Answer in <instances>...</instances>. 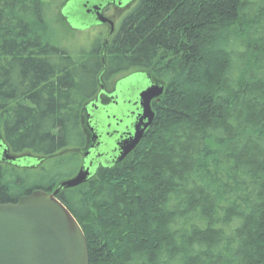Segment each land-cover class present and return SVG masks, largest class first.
I'll use <instances>...</instances> for the list:
<instances>
[{
  "label": "trees",
  "instance_id": "obj_1",
  "mask_svg": "<svg viewBox=\"0 0 264 264\" xmlns=\"http://www.w3.org/2000/svg\"><path fill=\"white\" fill-rule=\"evenodd\" d=\"M44 13L0 0V141L44 159L0 162V205L52 193L100 84L143 72L163 93L138 146L57 195L88 264H264V0H139L76 55L45 39Z\"/></svg>",
  "mask_w": 264,
  "mask_h": 264
},
{
  "label": "water",
  "instance_id": "obj_2",
  "mask_svg": "<svg viewBox=\"0 0 264 264\" xmlns=\"http://www.w3.org/2000/svg\"><path fill=\"white\" fill-rule=\"evenodd\" d=\"M72 1L80 0H69L61 10L64 21L71 29L87 30L96 25L106 23L110 25L100 13L104 0H83L78 7L71 5ZM75 23L79 27L75 26ZM128 92L131 103L136 102L135 105H138L139 113L133 123L131 134L117 138L118 141L114 140L116 153L114 158H110L112 166L121 163L142 140L154 120L150 103L160 98L163 87L142 84L139 90L131 89ZM83 109L91 134L90 142L95 144L97 135L94 127L91 128V122L98 105L96 102L86 104ZM107 110L111 111V108ZM113 114L112 111L105 124L114 121L113 118L116 116ZM88 155L83 156V164L76 175L61 182L52 193L36 191L20 197L14 204L0 205V264H88L85 237L74 217L57 199L60 191L87 183L98 170L96 164L103 159L98 158L102 161L98 159L97 161L93 155L89 159ZM26 158L30 161L27 156L24 158L10 156L0 141V162L21 166L19 162H24ZM42 160L38 158L33 162L39 163ZM102 165L108 168L106 164Z\"/></svg>",
  "mask_w": 264,
  "mask_h": 264
},
{
  "label": "flooded vegetation",
  "instance_id": "obj_3",
  "mask_svg": "<svg viewBox=\"0 0 264 264\" xmlns=\"http://www.w3.org/2000/svg\"><path fill=\"white\" fill-rule=\"evenodd\" d=\"M138 2L139 0H104V5L101 7L100 13L102 18L109 21L110 25L108 23L96 25L87 30L99 27L107 29L108 32L104 41L106 44L110 39H113L124 17L137 6ZM116 77L117 81L113 83L114 86L112 85L113 88L110 92L104 91L103 84H100L97 94L87 103L89 105L96 102V105H98V109L96 110L94 117H92L91 122V128L93 129L94 127V131L97 135V143L95 144H91L90 142L91 134L87 128L85 111L84 109L82 110L81 125L84 135L83 145L77 150H69L76 152L79 156V166L76 173L83 164V156L85 154H89V159H91L90 157L92 155L96 156V160L98 158L103 159V161L102 159H98L102 162H97L98 160H95V163L97 162V169L101 168L103 166L102 164H106L105 166L107 167L113 165L110 158H114L116 153L114 140L118 141L117 138L124 137L129 133L131 134L133 123L139 113L138 105H135L136 102L134 101L133 104L131 103L130 97L127 95L129 93L128 91L131 89L137 91L142 84H145L146 86L159 85V83L143 72L129 73L127 75ZM112 78L113 77L105 82V86ZM157 101L158 100H152L150 106ZM108 108H111V111H108ZM112 111L114 112L113 115L116 116L113 118L114 121L111 120L110 123L105 124L107 121L106 119L109 118ZM25 156L30 158V161L26 158L27 160L25 159L24 162H19L21 166L16 165V167L38 169L44 162V160H42L39 163H34L33 160L38 158L29 155ZM25 156H19V158H24ZM21 163L26 164V166L22 167L23 165ZM91 164H93V160L91 161ZM76 173L71 178H73Z\"/></svg>",
  "mask_w": 264,
  "mask_h": 264
},
{
  "label": "rangeland",
  "instance_id": "obj_4",
  "mask_svg": "<svg viewBox=\"0 0 264 264\" xmlns=\"http://www.w3.org/2000/svg\"><path fill=\"white\" fill-rule=\"evenodd\" d=\"M67 1L68 0H42L43 4L45 5V26L43 28L45 39L50 40L55 45L65 48L70 55H76L79 51L88 50L94 44L95 39L97 38H101V40L105 41V37L108 32V30L105 28L99 27L85 31L82 29L73 30L68 27L61 16V10ZM82 2L83 0L78 2L72 1L71 5L78 7L79 5L81 6ZM75 26L79 27L77 23H75ZM115 81H117V77H113L111 80H109L106 86L104 84V91L110 92ZM77 166L78 164L70 165L68 168L57 173L61 174L60 181H65L69 175L76 172Z\"/></svg>",
  "mask_w": 264,
  "mask_h": 264
}]
</instances>
